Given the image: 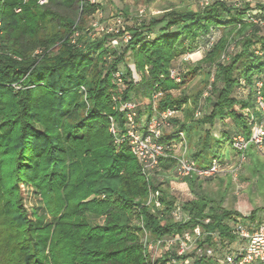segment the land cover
<instances>
[{
  "label": "clouds",
  "instance_id": "obj_1",
  "mask_svg": "<svg viewBox=\"0 0 264 264\" xmlns=\"http://www.w3.org/2000/svg\"><path fill=\"white\" fill-rule=\"evenodd\" d=\"M24 9L10 30L19 39L4 41L0 94L11 89L21 124L54 104L51 124L25 127L24 155L43 141L62 171L98 177L78 210L84 239L119 256L82 244L72 264H264V0H18ZM106 173L122 187L104 185ZM31 235L0 238V264H24L25 245L65 264Z\"/></svg>",
  "mask_w": 264,
  "mask_h": 264
},
{
  "label": "trees",
  "instance_id": "obj_2",
  "mask_svg": "<svg viewBox=\"0 0 264 264\" xmlns=\"http://www.w3.org/2000/svg\"><path fill=\"white\" fill-rule=\"evenodd\" d=\"M17 4L18 0H3V3L0 4V18L4 23L0 36V56L4 55L2 49L5 40L14 43L19 39V37H13L10 30L14 31L19 22L27 17V9H24V15L15 11ZM36 34L33 32V35ZM50 42L44 41L45 44ZM62 59H64L63 53L56 58L55 62L43 65L38 70L37 75L43 71L44 67L53 70L60 67ZM0 63L3 61L0 60ZM6 66L16 72L22 71L20 68H14L13 65ZM47 79L49 83H55V78L51 73ZM8 93H11V89H4V93L0 94V114L10 116V119L0 123V129H2L0 131V226H3L0 227V238L12 243L19 238L21 229L24 233H32L29 239H34L39 233L42 239L38 241V246L42 244L44 250H47L48 243L51 242L53 257L58 256L65 261V264H72L77 260L79 255L77 250L82 244L86 250L85 255L103 253L104 256L119 259L118 253L104 251L108 244L106 240L94 239L90 236L84 239L87 232L90 231L88 228L90 221L82 219L81 212L78 210L88 208L89 202L84 199L86 195H90L92 191L100 190V185L96 183L98 177L89 174L87 171L83 177H80L75 168L71 174L62 171L61 164L57 162L59 158L52 155L46 148H41L40 145L43 141L37 142L33 150L27 156L24 155L25 127L34 128L37 124H51V121L43 118L48 115L54 104L49 103V100L40 101L41 110L29 109L25 113L26 120L21 124L19 118H11L15 116L19 105L13 104L7 99L6 94ZM16 95L12 93L13 100ZM51 99L54 100V98ZM25 107H27L26 104ZM40 130L43 131V128ZM45 135H48V132H45ZM127 163L129 168L133 167L131 160ZM103 164L105 167L111 166L108 161L103 162ZM77 180L80 181L79 184L76 183ZM122 184L119 173L115 177L105 174L104 185L108 186L110 190H116L118 187H122ZM26 185H31L42 195L44 207L52 215V220L48 223L42 219L43 215L34 217V214H30L24 206ZM143 195L144 193L141 192H124V198L131 197L133 203ZM159 199L163 202L161 198ZM65 204L69 207L60 211ZM71 205H75V208H72ZM105 227L108 226L105 225ZM111 227L115 228L118 225ZM17 253L23 254L24 264H44V259H46V257L42 259L41 256H37L36 251L31 250L27 245L18 247ZM33 257H36L35 262Z\"/></svg>",
  "mask_w": 264,
  "mask_h": 264
},
{
  "label": "rangeland",
  "instance_id": "obj_3",
  "mask_svg": "<svg viewBox=\"0 0 264 264\" xmlns=\"http://www.w3.org/2000/svg\"><path fill=\"white\" fill-rule=\"evenodd\" d=\"M180 187H183V185ZM41 199L43 200L42 195L34 187L31 185L25 186L23 204L30 214H34V217H41L46 212L45 205L39 203Z\"/></svg>",
  "mask_w": 264,
  "mask_h": 264
},
{
  "label": "built area",
  "instance_id": "obj_4",
  "mask_svg": "<svg viewBox=\"0 0 264 264\" xmlns=\"http://www.w3.org/2000/svg\"><path fill=\"white\" fill-rule=\"evenodd\" d=\"M0 21H2L1 18H0ZM1 34H2V28H0V36H1ZM0 46H1V43H0ZM158 200H159V202H161L160 199H159V197H158Z\"/></svg>",
  "mask_w": 264,
  "mask_h": 264
}]
</instances>
